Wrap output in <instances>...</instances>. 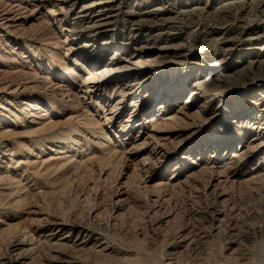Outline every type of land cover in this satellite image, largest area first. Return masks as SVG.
<instances>
[{"label": "rangeland", "instance_id": "374dc122", "mask_svg": "<svg viewBox=\"0 0 264 264\" xmlns=\"http://www.w3.org/2000/svg\"><path fill=\"white\" fill-rule=\"evenodd\" d=\"M92 1L32 21L35 0H0V264H264V21L250 39L229 23L202 39L205 17L133 31L130 7L224 0H125L76 35ZM172 74L184 94L152 96Z\"/></svg>", "mask_w": 264, "mask_h": 264}, {"label": "bare ground", "instance_id": "6f19581e", "mask_svg": "<svg viewBox=\"0 0 264 264\" xmlns=\"http://www.w3.org/2000/svg\"><path fill=\"white\" fill-rule=\"evenodd\" d=\"M35 1H36V5L34 7V10L31 13L29 12L30 15L28 16L29 19H31V20L33 19L32 21L37 20L38 17H40L39 14L42 12V10H43L42 8L45 6V0H35ZM79 1L80 0H72V1H70L69 5H68L66 0H59V2H61L62 4H65V8L67 7L68 10H73V8L76 7V5H78ZM124 1L125 0H93L90 4L80 5L79 9L75 12V21H76V24L80 28L78 31L76 30L77 31L76 35H83V34L87 33V31L92 32L95 35H97L98 32H102L103 29H105L107 27L109 22H111L112 20L114 21V19H117V17L119 15H121L122 9H123L122 4L124 3ZM66 3H67V5H66ZM188 3L189 2L186 1L185 4L175 7L174 10H170L169 8H165L164 6L163 7H155V8H148L146 6L145 7H139V6L138 7H130L129 9H127V11L125 12V15H124V16H126L125 19H127L126 27L130 28L133 31H135L134 29L139 30L141 28L149 29L153 25L159 26L160 23H162L164 20L172 19L173 24L178 28L177 30H184V29L190 28L195 23H197L198 19L205 17L209 20V24L207 25V27H204L203 29H201V33H200L201 36L200 37H202V39H207L211 36L219 34L221 29L218 27V25L221 27H223L222 26L223 24H227V23H229L231 25H235V28H236L235 34L236 35H242L244 33V30L246 32V24L248 23V21L250 19V15L254 16V15L258 14V18H261L262 21H264V0H224L219 5H215V6H211V7L202 6L200 4L188 5ZM21 6H23V5H21ZM63 8H64V6H63ZM21 9H22V7H21ZM26 10H28V9H26ZM170 12H172L173 15L167 16V14H169ZM43 21H44V23L48 22L47 19H45ZM250 22H251V20H250ZM44 23H38V25H42ZM220 24H222V25H220ZM7 25H9V24H7ZM169 26L167 25V27H169ZM258 29H259L258 27H255V28L249 29V30L247 29L246 34L249 35L248 39L256 36V34L258 33L257 32ZM176 34H179V33H176ZM74 37H76V36H74ZM65 39H69V37L66 36ZM259 44H261V43H259ZM252 45L253 44L250 43L248 49H250V50L259 49L260 50L263 47L262 45L252 47ZM166 46H167V44H161L159 46V48H164ZM250 62H254V63L256 62L259 66L264 64V60H262V59L259 60V59L254 58ZM111 67H113V65L109 66V70H112ZM217 67H219L218 61H212V62L208 63L207 67H206V71L204 72L205 74L203 75L204 77H203V79H201L199 81L200 84L204 83L205 81H207L208 83L213 82L215 76L218 75L214 72V70H216ZM106 75L107 74L104 73L102 75V77H104ZM161 76H164V73ZM55 77L63 78L60 75L55 76ZM183 77L184 76H182V75H180V76L174 75V74L168 75V77H167L168 81H171V82L176 81L175 83H177L176 84L177 87L174 89L173 88L166 89L164 92H161L160 90H156V89H154V90L152 89L149 91H151L152 96L157 97V99L165 100L166 102H168L170 100V98H172V97L175 99H178V97L180 98V96H182V94H184V92H185L184 91L185 89L182 86V84L187 85V83H189L188 80L186 83L184 81H182L181 79H183ZM151 78H152V76H146V77H143L142 80H140V81H135L134 89L137 90V89L145 87L144 83L151 80ZM63 79H66V78H63ZM177 80H179V81H177ZM164 81L167 82L166 80H163L162 82H164ZM133 92L134 91H130L129 94L131 95V94H133ZM28 104H30V103H28ZM30 105H32V104H30ZM243 105L244 104H242V107L245 108L243 111H245L246 106H243ZM181 109H179V110H181ZM249 109L250 108L247 107V110H249ZM258 112L260 115L264 114L263 110L258 111ZM239 114H241V118H243V114L238 113V115ZM185 115H187V113H185ZM235 117H237V115H235L234 118ZM171 119H173V117ZM174 119H175V117H174ZM260 128H264V127H262L260 125ZM155 130H157V129L155 128ZM259 130H261V129H259ZM255 133L256 134H254V137H258L259 135H261L260 131L255 132Z\"/></svg>", "mask_w": 264, "mask_h": 264}]
</instances>
